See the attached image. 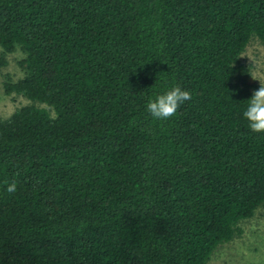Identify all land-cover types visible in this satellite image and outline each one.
Returning <instances> with one entry per match:
<instances>
[{"label":"trees","instance_id":"1","mask_svg":"<svg viewBox=\"0 0 264 264\" xmlns=\"http://www.w3.org/2000/svg\"><path fill=\"white\" fill-rule=\"evenodd\" d=\"M253 38L264 0H0V66L26 55L6 93L54 113L0 119V264H208L241 235L264 207Z\"/></svg>","mask_w":264,"mask_h":264},{"label":"rangeland","instance_id":"2","mask_svg":"<svg viewBox=\"0 0 264 264\" xmlns=\"http://www.w3.org/2000/svg\"><path fill=\"white\" fill-rule=\"evenodd\" d=\"M3 50L0 47V55ZM19 46L6 56L7 65L0 66V119L11 116L17 109L35 104L40 108L51 109L41 103H33L14 93L7 94L5 83L17 82L24 77L25 71L19 65L25 58ZM242 62L251 69V82L259 86V81L253 79L264 78V44L253 38L241 57ZM54 115L53 111H51ZM243 233L232 241L220 245L212 255L208 264H264V207H260L250 219L240 224Z\"/></svg>","mask_w":264,"mask_h":264},{"label":"clouds","instance_id":"3","mask_svg":"<svg viewBox=\"0 0 264 264\" xmlns=\"http://www.w3.org/2000/svg\"><path fill=\"white\" fill-rule=\"evenodd\" d=\"M252 77L259 81V87L253 91L251 99L246 101L247 108L243 112V116L253 133L264 134V78ZM189 100H191V93L183 90L180 86H175L158 95L154 100H150L146 110L154 119L166 121L175 116L181 105ZM7 191L15 192L16 184L10 183Z\"/></svg>","mask_w":264,"mask_h":264}]
</instances>
